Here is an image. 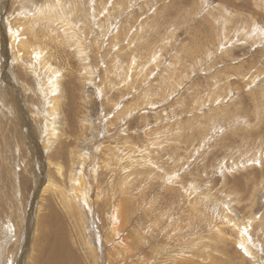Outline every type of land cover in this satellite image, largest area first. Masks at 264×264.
<instances>
[{"label":"rangeland","instance_id":"374dc122","mask_svg":"<svg viewBox=\"0 0 264 264\" xmlns=\"http://www.w3.org/2000/svg\"><path fill=\"white\" fill-rule=\"evenodd\" d=\"M260 31L264 0H0V245L14 264H264ZM45 172L61 192L37 199ZM116 203L125 251L90 220L103 234Z\"/></svg>","mask_w":264,"mask_h":264},{"label":"bare ground","instance_id":"6f19581e","mask_svg":"<svg viewBox=\"0 0 264 264\" xmlns=\"http://www.w3.org/2000/svg\"><path fill=\"white\" fill-rule=\"evenodd\" d=\"M15 30V29H14ZM13 30V31H14ZM12 31V32H13ZM6 33V35H8V37H9V46L11 47V46H13V44H16V40L17 39H19L18 38V36H17V34L16 33H11V30H10V32L9 33H7V32H5ZM20 44V43H19ZM21 44H23V42H21ZM23 47H24V45H23ZM12 48V47H11ZM49 72H52V69H49ZM58 84V83H57ZM59 87V86H58ZM57 90H59L58 88H56ZM59 92H60V90H59ZM59 102V100H58V98H57V96L55 97V98H53V101L51 102L52 103V105H53V107H51V113H52V118H53V120L51 121L52 123H53V126L54 127H58L59 129L62 127V120H63V117L61 116V114H59L60 113V110H59V108H58V103ZM45 108H47V106L45 107ZM59 111V112H58ZM55 124H57V125H55ZM55 134H53V136H54ZM46 137V136H45ZM45 137L43 138V140H42V142H41V151H45V149H46V147L47 146H45L44 144H43V142L46 140L45 139ZM50 137V136H49ZM45 148V149H44ZM40 151V152H41ZM97 159V158H96ZM95 159V160H96ZM111 159V158H110ZM116 159V158H115ZM32 160V159H31ZM108 160V159H107ZM48 163H49V165L51 164H53L52 162H51V160H49L48 161ZM93 163H95L94 161H93ZM114 163V162H113ZM117 164H118V162H117ZM49 165H48V167H49ZM55 165H56V169L58 170V171H63V166L61 165V164H59V163H55ZM91 165V164H90ZM108 167H109V165H107ZM44 168H46L45 166L44 167H39V169H44ZM99 168V167H98ZM85 170V169H84ZM91 170V169H90ZM86 173V172H85ZM96 173V172H95ZM88 174H89V172H88ZM88 174H86V175H88ZM98 175V174H97ZM45 179L44 180H42V182H41V187H39L38 189H37V193H36V196H35V198H37L38 199V197H39V195L42 197V195L44 196V194H46V193H50V192H53V193H57L58 191H60L61 192V185L59 184V183H57L56 181H55V179L51 176V174L49 175H47L46 174V172H45ZM85 177V176H84ZM87 177V176H86ZM96 175L93 173V180H92V182H96L95 181V179H96ZM95 178V179H94ZM77 180V182H78V184H80L79 185V187H76L75 189H76V191L77 192H79V191H81V193H82V199H84V200H86V199H90V197H91V195H89L90 193H87V186H86V180L87 179H85V180H83V177H81V180H78V179H76ZM89 181V180H88ZM97 187H98V185H96ZM62 187H63V185H62ZM64 188V187H63ZM96 193H99L98 191L96 192ZM101 195V194H100ZM90 196V197H89ZM92 197H94V198H92ZM91 197V199H93V200H91L90 199V208L91 209H93L94 207H96V205H97V203H98V195H95V196H92ZM100 198V197H99ZM102 198V197H101ZM104 198H105V196H104ZM116 198H117V195H114V194H112V196L110 197V199L113 201V200H116ZM101 201H102V199H101ZM33 205H35L36 204V199H34L33 200ZM114 204V203H113ZM116 204H119V203H116ZM36 207V206H35ZM40 207V206H39ZM119 207H120V204L115 208V213H113V212H111L112 211V209H114V206L113 205H111V208L109 209V211H108V216H107V230L104 232L105 233V235H104V233L102 234V232H100L99 231V223H98V221H99V218H98V221L96 220V215H95V213H93L92 211H91V209L89 208V213H91L90 214V220H91V224H92V226L94 227V229L96 230V235H97V237H98V239H100L102 236L105 238V246H107L108 247V245H110V246H112V248H116V249H120V251H125V249H124V246H126L127 245V243H128V241L127 240H125V239H123V238H121L120 237V234H121V236H122V232H123V230H122V228L125 226L124 225V221H122V223L121 222H118V220H117V217H118V212H119ZM39 209V208H38ZM224 209V208H223ZM94 210V209H93ZM33 212H34V209L33 208H31V211H30V213L29 214H32L33 215ZM98 212V211H97ZM113 213V214H112ZM31 216V215H30ZM29 217V216H28ZM25 221H27V222H29L28 223V232H27V236H28V238H27V240H26V248H28V250H29V244H30V235H31V233H32V231H33V229H32V224L34 223V219H33V217L31 216V218L30 219H25ZM11 230V229H10ZM9 230V231H10ZM115 241H117V242H115ZM24 242V241H23ZM23 242H22V244H23ZM98 242H100L101 243V241L99 240ZM9 239H8V242L7 243H5V241H4V243L2 244V245H0V261L2 262V264H14V261H15V258H14V255H10V252H9ZM101 246L100 247H103L104 245H102V244H100ZM6 247H7V249H6ZM6 249V250H5ZM103 249H104V247H103ZM8 251V257H7V259H5V252H7ZM116 252V251H115ZM107 254V253H106ZM125 254V253H124ZM10 255V256H9ZM108 255V254H107ZM109 256V255H108ZM105 258V257H104ZM108 258V257H107ZM18 260V259H17ZM61 262V261H60ZM59 261H58V259L57 258H54V259H52V261H51V263L50 264H61ZM106 262V261H105ZM24 263V257H22L21 259H20V261L18 262V264H23Z\"/></svg>","mask_w":264,"mask_h":264},{"label":"crops","instance_id":"0c3cea01","mask_svg":"<svg viewBox=\"0 0 264 264\" xmlns=\"http://www.w3.org/2000/svg\"><path fill=\"white\" fill-rule=\"evenodd\" d=\"M230 32H231V30H230ZM260 32H261L262 35H263L262 42H264V31H260ZM227 33H228V30H227V31L223 30V32H222V36H223L224 38H226V37H227ZM253 35H255V33H253ZM255 36H256V35H255Z\"/></svg>","mask_w":264,"mask_h":264},{"label":"snow or ice","instance_id":"6c2138e0","mask_svg":"<svg viewBox=\"0 0 264 264\" xmlns=\"http://www.w3.org/2000/svg\"><path fill=\"white\" fill-rule=\"evenodd\" d=\"M258 162V161H257ZM245 233H247V229H245ZM241 247L243 248V245H241Z\"/></svg>","mask_w":264,"mask_h":264}]
</instances>
